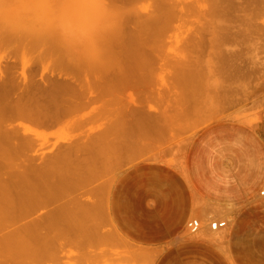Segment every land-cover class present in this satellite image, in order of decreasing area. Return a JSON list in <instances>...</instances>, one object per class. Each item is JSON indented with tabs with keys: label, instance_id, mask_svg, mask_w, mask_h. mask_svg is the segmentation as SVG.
<instances>
[{
	"label": "rangeland",
	"instance_id": "1",
	"mask_svg": "<svg viewBox=\"0 0 264 264\" xmlns=\"http://www.w3.org/2000/svg\"><path fill=\"white\" fill-rule=\"evenodd\" d=\"M228 1L231 2L230 5ZM253 1L250 0L251 3H249L247 0H224L223 3L227 2L224 5L220 0L217 5H214L217 0H118V6L126 11L122 35L126 40L124 35L132 39L133 37L129 34L137 31V35L136 33L133 35L136 37V42L139 38L140 49L134 44L135 38L131 44H134L139 51L143 48L141 46H144L145 56H141L142 59L147 58L146 63L143 60L144 68L141 67L145 71L133 72L135 75L139 74L137 75L139 79L133 77L134 79L131 78V80L128 78L130 75H127L126 80L130 81L129 83L125 81L126 84L123 82V85L120 84L122 79H119V76L112 75L121 69L120 66L118 68L108 64L107 68L100 69L102 71L99 73L93 70L89 73L90 70L85 69L86 73L83 71L84 68L67 62L54 49L42 47L39 43L30 44L7 37L0 38V80L9 83L8 85H15L14 91L7 97L10 99L8 102L15 104L12 100L20 98V91L24 87L21 85L20 88L19 85L25 84L28 89L25 87L22 89L21 98L28 95L29 97L26 98L32 96L33 99L41 100L43 96L50 95L52 99L64 101H61L58 109L68 107L65 113L60 109L61 112L56 114L57 120L55 119L48 127L28 121L21 122L22 131L27 129L30 134L36 133L42 143H47V147L43 143L44 154L34 158L36 159L34 163L30 161L31 165H37L35 169H40L46 162V165H42V170L45 166L49 167L48 161L51 163L54 160V164L55 161L60 162L63 154L65 159L68 157L67 163L75 164L74 167L78 165L79 169H83L85 159V162L93 161V155H95L93 162L97 161L96 165L93 164V167L96 166L94 168L96 173L99 174L97 178L87 185L77 189L75 187V190L57 198L52 204L33 206L31 209L33 216L28 220L35 217L34 214L44 215L51 208L70 198H78L83 192H89V194L87 193L84 199L82 197L76 199L78 201L86 199L88 204L92 201L94 203L97 197L95 189L97 187L101 189L103 182L110 186L107 187L108 210H105L106 206L104 208L106 215L105 217L92 215L88 219L85 225L86 236L79 231L62 230L66 224L60 222L56 224L58 228L51 227L49 230L42 228L39 232L41 234L39 241H26L27 248L39 250V254L42 255L38 259L34 257V261L31 259L32 256L29 259L27 257L28 260L33 261L29 262L25 259L28 264H264V179L256 192L248 198L233 204H220L203 197L195 188L192 178L195 144L204 132H212L216 140L218 138L229 140L235 152H240V158L243 156L245 147L248 153L244 155L245 157L250 155L264 159V8L262 9L264 2L263 0H255L257 3ZM252 3H256L258 7ZM220 7L225 8L223 11H227L222 13ZM252 9L256 11L255 15ZM167 20H169V27L165 26ZM148 21L150 24L148 26H152V29H155L154 32L150 27L142 25L143 22H147V25ZM161 22L164 25H159ZM141 26L147 27V30L151 29L152 34L156 33L158 37L151 36L152 34L149 36L147 33H151L148 32L150 30L147 32L143 30V35L137 30ZM164 28L166 31H163ZM156 29L163 31V36L157 33ZM152 37L157 38L153 41ZM121 39L123 40L122 37ZM140 39L144 42L142 43ZM115 49L118 51L117 47L113 48L114 54L117 52ZM153 51L156 56L152 53ZM118 52L122 54L123 48ZM115 56L116 54L113 57ZM117 56L116 59L121 58ZM229 57L231 61L228 60ZM120 61L117 60L116 64L119 62L118 65H121ZM225 61L228 65L224 68ZM106 69L112 71L111 75L106 74L107 78ZM123 72L125 73L124 70ZM149 73H152L151 76ZM134 74H131V77ZM104 75L105 78H103ZM111 76L114 78L111 79ZM116 78L120 83L115 82ZM37 82L43 85V93L42 86H39ZM29 87L32 89L30 90ZM39 88L40 91H38ZM24 89L29 90V93ZM25 107L28 111L32 108L27 104L24 109ZM140 120L143 123V126L141 125L143 129L140 128V131L141 129L144 131L137 135L139 132L137 121ZM130 124H133L132 127L137 124L138 128L134 126L137 132L131 129L136 135L130 131L128 135L123 133L127 136L125 139L122 138L125 141L123 142L120 140L122 137L120 133L130 130L128 129L131 127ZM248 133L251 137L250 145L242 142L243 136ZM97 136L102 138L97 139ZM120 141L123 145L129 144L124 146L131 149L128 148L126 151ZM95 142L104 144H93ZM15 144L17 146L18 143ZM48 145L51 146L48 147ZM92 145H97L95 149L98 147L102 151L99 150L98 153ZM98 145H104L107 150L103 149L106 152ZM4 146L5 150L8 146ZM16 148L11 147V151L12 149L16 151ZM62 148L64 150H61ZM70 148L75 149L72 152ZM118 148L124 149V154L120 150L123 155L120 151L118 153ZM21 149L18 153L16 151L19 160H15L20 167L27 166L26 163L29 162V154L25 152L27 150L22 149L24 154ZM4 150H1L2 154H5L9 147L8 150ZM52 150L57 152L55 157L59 155L58 161L55 157L53 158ZM15 151L7 153L14 154ZM51 151L53 155H50V160V156H47ZM103 151L104 157L100 154ZM94 152L100 154L102 160ZM21 154L28 156V159H24ZM4 156L6 158V155ZM42 157L44 159H41ZM64 158L61 161H64ZM0 160L3 159L0 158ZM6 160L5 163H7ZM198 161L201 162L200 159ZM5 163L1 167L4 168ZM10 165L8 164L9 167L6 168L13 169ZM20 167L18 172L24 168ZM3 168L0 169L1 173L6 169ZM28 168L25 172L23 170V176L31 177L27 175ZM12 169L8 171L13 174H6L8 173L6 169V173L4 171L1 177L9 176L10 178H5L10 179L9 181H12L13 176L15 179L18 178L17 173L15 176V171L12 172L17 171L16 167ZM30 169L32 170L33 166ZM23 172L21 170L19 174L22 175ZM8 186L12 187V183ZM100 196L103 198V195ZM99 198L98 202L102 199ZM87 201H85L86 204ZM77 208L73 206L74 212ZM198 213L200 217H197ZM92 225H97V228L101 229L94 233L91 231ZM11 228L8 231H11ZM48 240H51L52 245L51 242L46 243ZM44 246L47 247L46 250H43ZM131 248L136 252L139 251L138 249L140 252L143 250L145 254L147 253V257L143 252L144 256L140 257L144 259L131 257ZM20 250L15 248L9 252L4 250L7 253V255L4 253L6 255L4 257L7 259L5 260L2 254L0 257L2 256L6 262H2V257L1 262L3 264L24 262V254H20ZM15 251H19V255Z\"/></svg>",
	"mask_w": 264,
	"mask_h": 264
},
{
	"label": "bare ground",
	"instance_id": "2",
	"mask_svg": "<svg viewBox=\"0 0 264 264\" xmlns=\"http://www.w3.org/2000/svg\"><path fill=\"white\" fill-rule=\"evenodd\" d=\"M214 1V0H213ZM222 1V4H226V3H223L224 2V0H221ZM226 1V0H225ZM246 1V0H245ZM247 1H249V3H251L250 2V0H247ZM255 1V0H254ZM253 1V2H254ZM218 2H220V0H217V2L215 3L214 2V5H217V3ZM256 3H257V1H255ZM259 2H261V1H259ZM263 2H264V0H263ZM230 3L231 2H229L228 1V4L230 5ZM255 3V4H256ZM227 4V6L228 7H230L229 5ZM254 6H257L258 7V5H255L254 3H252ZM260 4V7H261V3H259ZM263 4V3H262ZM158 6V5H157ZM263 6V5H262ZM219 7V6H218ZM227 7V8H228ZM264 8V6L262 7V9ZM220 9H221V11H222V13L223 12H225V11H227V10H224L223 11V9H225V8H222V7H220ZM220 9H219V11H220ZM212 10V9H211ZM218 10V9H217ZM254 10H255V8H254ZM259 10L261 11V9L259 8ZM264 10V9H263ZM218 11V12H219ZM252 11H253V9H252ZM173 12V11H172ZM229 12V11H228ZM254 12H256V11H253V13ZM220 13V12H219ZM221 13V14H222ZM170 14V12L168 13V15ZM257 14H260V13H257ZM223 15V14H222ZM228 15V14H227ZM254 15H255V13H254ZM224 16V15H223ZM225 16H226V13H225ZM141 17V16H140ZM139 17V18H140ZM167 17V16H166ZM162 18V17H161ZM169 19H170V17H168ZM137 19H138V17H137ZM162 19H164V18H162ZM171 19H172V15H171ZM159 21V20H158ZM165 21H166V18H165ZM168 22H166V24H165V26H168V23H169V20H167ZM171 21V20H170ZM139 23V22H138ZM146 23L147 22H143V26L145 27V26H148V25H150L149 24V21H148V24L146 25ZM165 23V22H164ZM152 25H154V23H151ZM155 24H157L156 22H155ZM162 22H161V24L159 23V25H161L162 26ZM159 25H157L158 26V29H160L159 28ZM164 25V24H163ZM143 26H141L139 29H137L138 31H140V33L142 32L143 33V35H144V32H143V30L145 31L146 30V32L148 31V30H150V31H148V32H151V33H147L149 36L152 34V31H151V29H152V26H148V28L150 27L151 29H148L147 30V27L146 28H144ZM157 26H155V27H157ZM154 27V28H155ZM169 27V26H168ZM168 27H166L167 29H168ZM162 29H163V27H161ZM166 28H164V30L163 31H166ZM141 29V30H140ZM247 29V28H246ZM128 30V29H127ZM153 30V32L155 31V29H152ZM169 30V29H168ZM156 31H157V29H156ZM161 31V30H160ZM157 31V33L159 32V33H161V35L163 36V34H162V32L163 31ZM145 32V33H146ZM136 33V34H135ZM135 33H132V34H129L131 37H133V38H135L134 40H135V42H136V37H134L135 35H137V31L135 32ZM139 33V32H138ZM243 33V32H242ZM133 34H135V35H133ZM147 34L144 36L145 37V42H146V39H147ZM154 34V35H153ZM151 36H155V35H157V37H158V34H156V33H153ZM133 35V36H132ZM160 35V34H159ZM124 36H126V38H127V40L126 39H124L125 37H123V35H122V33H121V36H120V38L122 37L123 38V42L120 40V38H119V43L117 42L116 44H118L117 46H116V44H115V47H113V48H116L117 47V49H118V51L121 49V48H123V52H122V54H121V52H118L116 49H115V54H116V56L117 55H119L120 54V56H117L118 58H120V59H116V56L115 57H113L115 54H114V52H112L113 53V55H112V58H113V60L112 61H110V63H109V65H111V66H120V73L118 74V72L119 71H117V72H115L116 74H113L112 73V71H108L107 69H106V71H108L107 73L105 72V75L106 74H108V73H110V75H111V73H112V75H114V76H119L118 78L119 79H124V81H122V80H120L121 81V83H120V81H119V79L118 78H116V80H115V82L116 83H120V84H122L123 85V82H127V83H129V81L130 80H126V79H134L135 77V79H137V77H139V76H137V75H139L138 73H136L137 75H135L133 72H143V71H145V69L143 70V68H144V63H146L147 61V58H143L142 59V56L144 57L145 56V54H144V46H141V47H143V48H141V50L139 51L138 49H140V47H139V43H138V41H139V38H138V40H137V42L136 43H134V44H136L137 45V47H139L138 49H136V46L134 45V44H131V41H133V38L131 39V38H129V37H127V35H124ZM139 36H141L140 34H139ZM138 36V37H139ZM143 37V38H144ZM157 37H152L153 38V41H154V38H157ZM4 38H6V37H4ZM129 38V39H128ZM141 38V37H140ZM150 37H148V39H149ZM141 41H142V43L144 42L142 39H140ZM125 41V42H124ZM127 41V42H126ZM149 41V40H148ZM150 41H151V38H150ZM163 41V40H162ZM31 44V43H30ZM131 44V45H130ZM146 44V43H145ZM134 45V46H133ZM144 45V44H143ZM5 46V45H4ZM29 46V45H28ZM31 46V45H30ZM120 46H121V48H120ZM124 46V47H123ZM120 48V49H119ZM122 51V50H121ZM118 53V54H117ZM141 53V54H140ZM148 53V52H147ZM155 56H156V54L154 53V51L152 52ZM219 53V52H218ZM144 54V55H143ZM142 55V56H141ZM151 55V54H150ZM219 55L220 56H222L220 53H219ZM229 55V54H228ZM123 56V57H122ZM147 56V55H146ZM230 56V55H229ZM147 57H149V56H147ZM152 57V56H151ZM219 57V56H218ZM226 57V56H225ZM115 58V59H114ZM223 58V57H222ZM227 58V57H226ZM226 58H225V60H226ZM123 59V60H122ZM220 59H221V57H220ZM117 60H121L120 62V64L121 65H118L119 64V62H118V64H116L117 62ZM143 60H144V63H143ZM148 60H150L149 58H148ZM153 60H154V58H153ZM152 60V61H153ZM224 60V59H223ZM229 61H231V58L229 57V59H228ZM228 60H227V62H228ZM123 61H124V64H123ZM146 61V62H145ZM66 63V62H65ZM225 64H223L224 65V68H225V65H228L227 63H226V61L224 62ZM230 63V62H229ZM149 64V63H148ZM147 64V65H148ZM153 64V63H152ZM220 64V63H219ZM122 65H124L123 66V68L121 67ZM143 66V68L141 69V67ZM152 66V65H151ZM193 66V65H192ZM191 66V67H192ZM222 66V65H221ZM147 66H146V64H145V68H146ZM149 67V66H148ZM219 67H220V65H219ZM107 68V67H106ZM119 68V67H118ZM189 68V67H188ZM199 68V67H198ZM223 68V67H222ZM222 68H221V70H222ZM104 70H105V68H103ZM102 69V70H103ZM108 69L110 70V68L108 67ZM139 69V70H138ZM152 69V68H151ZM102 70H100V69H98V70H93V71H98V73L100 72V71H102ZM123 70L125 71V73L123 72ZM138 70V71H137ZM143 70V71H142ZM195 70V69H194ZM196 70H198V69H196ZM83 71H85V69L83 70ZM89 71V70H88ZM92 71V72H93ZM149 71H150V69H149ZM152 71V70H151ZM86 73H87V71H85ZM84 72V73H85ZM104 72V71H103ZM124 74H123V73ZM203 72H205L204 70H203ZM89 73H91V71L89 72ZM96 73V72H95ZM102 73V72H101ZM181 73V72H180ZM187 73H188V71H187ZM189 73H191L190 72V70H189ZM194 73H195V71H194ZM197 73H199V71L197 72ZM200 73H201V71H200ZM104 74V73H103ZM102 74V75H103ZM120 74H122L121 76H120ZM126 74V75H125ZM131 74H134L132 77H131ZM143 74V73H142ZM150 74V76H151V74L152 73H149ZM202 74V73H201ZM95 75V74H94ZM105 75L103 76V78H105ZM109 75V74H108ZM108 75H106V78H107V76ZM127 75H130V76H128V78H127ZM198 75V74H197ZM114 76H111L112 78L111 79H113L114 78ZM147 76V75H146ZM187 76H192V75H187ZM11 77V76H10ZM134 77V78H133ZM141 77V76H140ZM143 77H145V76H143ZM199 78H200V76H198ZM12 78V77H11ZM110 78V77H109ZM146 78V77H145ZM181 78V77H180ZM197 78V77H196ZM110 79V80H111ZM117 79H118V82H117ZM131 79V80H132ZM139 79V78H138ZM137 79V80H138ZM144 79V78H143ZM142 79V80H143ZM147 79V78H146ZM191 79V78H190ZM203 79V78H202ZM140 80H141V78H140ZM183 80H185V79H183ZM189 80V79H188ZM195 80V79H194ZM199 80V79H198ZM2 80H0V145L1 146H3V147H1L0 146V148H1V150H4L3 148L5 147L4 145H6V146H8L9 147V150H8V147H6L5 148V150L7 149L8 151H5V154H2V151L0 152V158L1 159H3V160H0L1 162H0V169L2 170V168L3 167H1V165H4V163H5V160L7 159L8 160V157H10L9 159L11 160H6V162L10 165H12L13 163V165H12V167H13V169H15V167H16V169H17V171L16 170H13L12 168H6L7 166H8V164L7 163H5L6 165H5V167L4 168H6L7 169V172L8 173H6V169L5 170H3L2 171V173L0 172V250H2V251H0V255H2L3 254V257L4 256H6L7 255V251L6 250H8V252L9 251H13V249L15 248V250L16 249H19L20 250V248H21V250H20V254H24L23 256L24 257H26V258H24L23 257V259L25 260V259H27V257H28V259L29 258H31V256H32V260L34 261V257H37V259L40 257V256H42L41 254H39V250H34V249H32V248H27L26 247V241H29V240H31V241H39V239H40V229H42V228H45L46 230L48 229L49 230V228H53L54 229V227H57L58 228V226L56 225L57 223H65L66 224V226L65 227H63V229L62 230H65L66 232H70V231H74V232H76V231H79V232H81V233H83L85 236H86V234H87V232H85L86 231V228H85V225L87 224V222H88V219L92 216V215H101L100 217H105V212H104V208H105V206H106V209L105 210H108L107 208H108V206H107V204L109 203L108 202V198L109 197H107V192H108V189H107V187H110V186H108L106 183H102L103 185H99L98 184V186H100L101 187V189L99 188V187H97V189H95V190H97V192H95V193H97V195H95V196H99V197H101L102 198V196H100V195H103V198L100 200V202H98L99 201V197L97 198L96 197V200L94 199V203H93V201H92V203L90 202V204H88V201L85 199V200H83L84 199V197L85 196H87L86 194L88 193L89 194V192H83V194L82 195H79V197L77 198V199H79L80 197H82L83 199V201L82 200H77L75 197L73 198V199H69L68 201H66V202H64V203H62V204H60V205H57V206H55V207H53V208H51L48 212H46L44 215H37V214H34V216L36 217H33V218H31L30 220H28V218H30V217H32L33 216V212H32V207L33 206H37V205H42V206H45V205H49V204H52L53 203V201H55L57 198H61V197H63L64 195H68L67 193H69V191H71V190H73L75 187V189H77L78 187H80V186H82V185H87V183L89 184L91 181H93L95 178H97L98 177V173H96L97 171L94 169L96 166H94L93 167V164L94 165H96L95 163L97 162H93L94 161V157H95V155H93V161H91V162H88V160H87V162H85L86 161V159L84 160V166H83V169H79V168H77L78 167V165L77 166H73V165H75V164H73V165H71V164H69V163H67L66 162V159L68 158V157H66V159L64 158V155L65 154H63V157H62V152H60V157H62L61 159H60V162H58V163H56V161H55V164L53 163L54 162V160H52L53 162H51V163H53V165H51V163H50V161H48V163H47V166H49V167H43V169L41 170V167H42V165H46V162H45V164H42L41 165V167H40V169H35V167L37 166H34V165H31V162H33V161H35L36 159H34V158H36V157H39V156H41V155H43L44 154V149H45V147L43 146L44 144L43 143H45V146H46V142H41L40 141V139H39V135L38 134H36V133H34V134H32V132H31V134H30V132H27V129L26 130H24V131H22L21 129V122L23 121H28V122H30V123H35L36 125H41V126H47L48 127V125H51L52 123H53V121L56 119V117H57V113H59V112H61V111H59L60 109H62V112L63 113H65V112H67L68 111V107L67 106H65V107H61L60 109H58L57 107L61 104V101H63V100H61V99H52V98H50V95H45V96H43L44 98L42 99L41 97V100L38 98V100L35 98V99H33L32 98V96L30 97V98H26L28 95H26V97H24L25 98V100H24V98L22 97L21 98V96H23V94L21 93L23 90V88L25 87L26 88V86L27 85H25V84H20L19 86H20V88H21V85H22V89H21V91H20V98H18V97H16V98H18L17 100L16 99H13L12 100V102H15V104L14 103H12V104H10L9 102H8V100H10V99H8L7 97L9 96V94H10V92H12V91H14V89H13V87L15 86H13V85H8L9 83H4L3 81L1 82ZM9 81H11V80H9ZM18 81V80H17ZM29 82H31L30 80H28ZM105 81V80H104ZM144 81V80H143ZM190 81V80H189ZM33 82V81H32ZM35 82V81H34ZM126 82H125V84H126ZM186 82V81H185ZM20 83H23V82H20ZM25 83H26V81H25ZM38 84H40L39 82H37ZM51 83V82H50ZM63 83V82H62ZM187 83H189V82H187ZM192 83H193V81H192ZM38 84H37V86H38ZM59 84V83H58ZM196 84V83H195ZM55 85V84H54ZM53 85V86H54ZM63 85H64V83H63ZM18 86V85H17ZM33 86V85H32ZM39 86H42L41 87V92H42V89L44 90V87H43V85L42 84H40ZM35 87V86H34ZM64 87H65V85H64ZM124 87H126V85L124 86ZM37 88V87H36ZM69 88L71 89V87L69 86ZM13 89V90H12ZM19 89V88H18ZM26 89H28V88H26ZM26 89H24V91H27ZM29 89H30V87H29ZM32 89V88H31ZM30 89V90H31ZM35 89V88H34ZM50 89V88H49ZM49 89H48V91H49ZM51 90H53V89H51ZM67 90H68V88H67ZM16 91V90H15ZM19 91V90H18ZM38 91H40V88H39V90ZM45 91H46V93H47V90L45 89ZM57 91V90H56ZM64 91V90H63ZM72 91V90H71ZM53 92V91H52ZM60 92H61V90H60ZM24 93V92H23ZM27 93H29V90L27 91ZM43 93V92H42ZM41 93V94H42ZM51 93V92H50ZM34 94V93H33ZM45 94V93H44ZM44 94H42V95H44ZM47 94H49V93H47ZM25 95V94H24ZM36 95V94H35ZM37 95H39L40 96V94H37ZM59 95V94H58ZM39 96H37V97H39ZM15 96L13 95V98H14ZM29 97V96H28ZM52 97V96H51ZM10 98V97H9ZM59 98V97H58ZM65 99V98H64ZM71 100V99H70ZM23 101H25V103L23 102ZM67 101H68V99H67ZM64 102V101H63ZM26 104L28 105V107L29 106H31L32 108H31V110H27L28 108L27 107H25V109H24V106H26ZM64 104V103H63ZM71 104V103H70ZM66 105V104H65ZM70 110V109H69ZM55 115V116H54ZM145 115V114H144ZM143 115V116H144ZM121 116V115H120ZM136 116V115H135ZM118 117V116H117ZM139 117V116H138ZM149 117V116H148ZM113 118H114V116H113ZM146 118V117H145ZM112 119V118H111ZM141 119V118H140ZM148 119V118H147ZM57 120V119H56ZM144 120V119H143ZM159 120V119H158ZM61 121V120H60ZM114 121H116V120H114ZM134 121V120H133ZM133 121H132V123H133ZM136 121V120H135ZM24 122V123H25ZM27 122V123H28ZM142 123V121L140 120V121H137V123H138V126H139V130H137L136 128H138L137 127V124L135 125L134 124V126L136 127H134L135 129H133V127H132V125H131V127L129 128L128 127V129H130V130H124V132L122 131L121 133H120V135L122 136L121 138H120V140H122L123 141V139L122 138H124L125 139V136L126 135H124L123 133H127V135H128V131H130L132 134L134 133L135 134V132H137V131H139V132H137V135H139L142 131H144V130H142L143 129V123L142 124H139V123ZM144 123H146V121L144 120L143 121ZM23 123V124H24ZM55 123V122H54ZM118 123V122H117ZM123 124V123H122ZM126 125H127V123H125ZM142 125V126H141ZM40 126V127H41ZM145 126V125H144ZM121 127V126H120ZM21 128V129H20ZM110 128H111V126H110ZM125 128V127H124ZM127 128V127H126ZM140 128H142L141 129V131H140ZM148 128V127H147ZM137 130V131H133L132 132V130ZM19 131H22V132H19ZM111 131V130H110ZM113 132V131H112ZM119 132V131H118ZM116 133V132H115ZM99 135V134H98ZM120 135H119V137H120ZM136 135V134H135ZM101 137V136H100ZM99 136H97V139L98 138H100ZM109 137V136H108ZM117 137V136H116ZM118 137V138H119ZM127 137V136H126ZM102 138V137H101ZM42 140V139H41ZM92 140H93V138H92ZM95 141H98V140H96L95 139ZM100 141H101V139H100ZM103 141V140H102ZM113 141H114V139H113ZM122 141H120V144H122V146H123V148H125V150L126 149H128V148H130V147H128V148H126L125 146L127 145V146H129V144H127L126 143V145H125V143H124V145H123V143H121ZM126 141H127V139H126ZM13 142V143H12ZM18 143L17 144V146H15L16 144L15 143ZM110 142V141H109ZM123 142H125V141H123ZM101 142H95V143H93V144H100ZM103 143V142H102ZM101 143V144H102ZM113 143H115V142H113ZM132 143V142H131ZM3 144V145H2ZM13 144V146H11ZM15 144V145H14ZM90 144H92V142H90ZM104 144V143H103ZM110 144H111V142H110ZM52 145V144H51ZM50 145V146H51ZM67 145V144H66ZM73 144H71V146H72ZM107 145V144H106ZM114 145V144H113ZM112 145V146H113ZM116 145H117V143H116ZM115 145V146H116ZM49 145H48V147H50ZM64 146V145H63ZM74 146H76L75 144H74ZM91 146V145H90ZM94 145H92V147H93ZM97 146V145H96ZM96 146H94V148L93 149H95V147ZM99 146V148H101L102 147V149L104 148V149H106V147H104V145L103 146H100V145H98ZM109 146V145H108ZM117 146H119V145H117ZM121 145H120V148L122 147ZM131 146V145H130ZM11 147H17L18 148V150H17V148H16V151H17V153L19 152V150L22 148V149H25V150H27V151H25L26 153L28 152V154H29V159L27 158V157H25V156H23L25 153H24V150H22L23 151V153L24 154H21L22 155V157L24 158V159H28V161H26V162H28V163H26V164H28L27 166H24V165H22L21 167H29L28 168V173H27V175H30L31 177H29V176H23L24 175V172L25 171H27V168L26 169H24V168H22L21 170H22V172H23V170H24V172H23V174L21 175V174H19V172L21 171V170H19V172H18V169H19V167H20V165L18 166V163H17V161H16V163H17V165L15 166V160H19V158H18V154L16 153V151L15 150H13L12 149V151H11ZM20 147V148H19ZM47 147V146H46ZM66 147V146H65ZM54 148V147H53ZM61 148V147H60ZM68 148H69V146H68ZM67 148V149H68ZM72 148H73V146H72ZM91 147H89V149H90ZM113 148H114V146H113ZM122 148V152H123V149ZM48 149V148H47ZM75 149V148H74ZM74 149H72L71 150V148H70V151H72L73 152V150ZM79 149V148H78ZM89 149H88V151H89ZM97 149V150H96ZM95 150L99 153V150L100 149H98V147L96 148ZM103 149V150H104ZM131 149V148H130ZM61 150H64L63 148L61 149ZM66 150V149H65ZM90 150H92V149H90ZM94 150V151H95ZM107 150V149H106ZM111 150V149H110ZM119 148H118V153H119ZM4 151H3V153H4ZM15 151V153L14 154H8L9 152H14ZM46 151V150H45ZM53 151V150H52ZM52 151L48 154V156L47 157H49L51 154H52ZM54 151H55V148H54ZM53 151V153H54V155H53V158L55 157V155H57L55 152ZM60 151V150H59ZM69 151V150H68ZM68 151H65V152H67L68 154H69V152ZM100 151H102V150H100ZM105 151V150H104ZM104 151L103 152H101L100 154H101V156H103V155H105L104 154ZM114 151V150H113ZM120 151V153L122 154V152ZM127 151V150H126ZM8 152V153H7ZM21 152V151H20ZM64 152V151H63ZM89 152H91V151H89ZM106 152V151H105ZM110 152V151H109ZM125 152V151H124ZM124 152H123V154H124ZM22 153V152H21ZM59 153V152H58ZM95 153V152H94ZM75 154V153H74ZM96 154V153H95ZM100 154H96V156H98L101 160H102V158H101V156H99ZM121 154L120 155H118L119 157L121 156ZM122 154V155H123ZM3 155V156H2ZM4 155H6V158H5V156ZM9 155V156H8ZM10 155H13L15 158H16V156H17V159H15V158H13V156H10ZM33 155V156H32ZM67 155V154H66ZM86 155H88V153L86 154ZM113 155V154H112ZM59 156V155H58ZM58 156H56L55 157V159L57 160L59 157ZM74 156V155H73ZM89 156H91V155H89ZM117 156V157H118ZM5 158V160H4V158ZM12 157V158H11ZM21 156H20V158H22ZM30 157H33V158H30ZM76 157V156H75ZM78 157V156H77ZM88 157V156H87ZM104 157V156H103ZM108 157H110V156H108ZM22 158V159H23ZM46 158V157H45ZM65 159L64 161H61L62 159ZM85 158V157H84ZM83 158V159H84ZM90 158V159H91ZM124 158V157H123ZM122 158V159H123ZM41 159H44V157H42ZM49 159V158H48ZM79 159H80V157H79ZM89 159V158H88ZM89 159V160H90ZM98 159V158H97ZM104 159V158H103ZM112 159V158H111ZM12 160H14L13 162H12ZM50 160H51V156H50ZM76 160V159H75ZM100 160V161H101ZM20 161H21V159H20ZM25 161V160H24ZM31 161V162H30ZM58 161V160H57ZM68 162H70V160H67ZM76 161H78V160H76ZM107 161V160H106ZM105 161V162H106ZM110 161V160H109ZM113 161V160H112ZM4 162V163H3ZM10 162V163H9ZM12 162V163H11ZM23 162V161H22ZM81 162V161H80ZM83 162V161H82ZM93 162V163H92ZM99 162V161H98ZM30 163V164H29ZM34 163V162H33ZM71 163V162H70ZM104 163V162H103ZM23 164V163H22ZM11 165H10V167H11ZM102 165H104V164H102ZM109 165V164H108ZM18 166V167H17ZM33 166V169L31 170L30 168ZM81 166V165H80ZM81 166V167H82ZM9 167V166H8ZM20 167V168H21ZM98 167V166H97ZM104 168H105V166H103ZM102 167V168H103ZM3 168V169H4ZM38 168H39V166H38ZM109 168V167H108ZM11 169L13 170L12 172H14V174H15V176H16V173H17V177L18 178H14V176L13 177H11L12 179V181L13 180H15V181H9L8 179H5L7 176H5L6 174H8V175H11V174H13V173H11V172H9L8 170H10L11 171ZM29 169H30V171H29ZM101 170V169H100ZM5 171V172H4ZM32 171V172H31ZM3 172L4 173H6V174H4V176H5V178L3 177H1V175L3 174ZM29 172H30V174H29ZM99 172V171H98ZM9 173H11V174H9ZM25 173V174H26ZM19 175V176H18ZM9 177V176H8ZM7 177V178H8ZM10 178V177H9ZM105 178V177H104ZM98 180V179H97ZM9 182V183H8ZM12 183V187L11 186H8V185H11V183ZM108 182V181H107ZM8 183V184H7ZM110 185V184H109ZM11 187V188H10ZM12 188H15V189H12ZM84 188V187H83ZM74 189V190H75ZM89 189V188H88ZM87 190V189H86ZM85 190V191H86ZM95 190H93V192L95 191ZM88 191V190H87ZM99 192V193H98ZM95 193H92V194H95ZM195 200V199H194ZM81 201V202H80ZM85 201H87V204H86V202ZM96 202V203H95ZM195 202H196V200H195ZM196 204H197V202H196ZM195 205V204H194ZM73 206H77L78 208H77V210H76V212H74V210H73ZM192 207H193V205H192ZM199 207V206H198ZM197 208V207H196ZM200 208H201V206H200ZM199 208V209H200ZM196 211H197V209H195ZM104 212V213H103ZM107 212V211H106ZM192 212V211H191ZM107 215H109V214H107ZM191 216V215H190ZM195 216V215H194ZM197 217H200V214L198 213V216ZM28 220V221H27ZM193 220V219H192ZM191 220V221H192ZM10 227H12L10 230L11 231H8V229L10 228ZM98 226L97 225H92V232H94V233H97V230H100V229H98L97 228ZM61 228V227H60ZM51 230V229H50ZM46 233V232H45ZM109 235V234H108ZM108 237V236H107ZM50 239H53V238H50ZM45 242V241H44ZM43 242V243H44ZM51 242V240H48V242H46V243H50ZM39 243V242H38ZM51 245H52V242L50 243ZM44 245H45V243H44ZM49 247H50V245H48ZM9 248H11V250H9ZM46 248L47 247H45L44 246V249L43 250H46ZM128 248V247H127ZM6 251H4V250ZM132 249V248H131ZM130 249V250H131ZM221 249H222V247H221ZM139 250V251H138ZM137 251L138 252H136V250L134 251L133 249L130 251V255H131V257H133V258H135V259H139V257L140 256H144V254H145V252L142 250L141 252H140V249H138ZM146 251V250H145ZM2 252V253H1ZM16 253H17V255H19L18 254V252L19 251H15ZM144 254H143V253ZM147 252V251H146ZM4 253H6V255H4ZM143 255H142V254ZM149 254V253H148ZM27 255H29V256H27ZM146 256L145 257H147V253L145 254ZM21 256V258H22V255H20ZM2 257V256H1ZM1 257H0V263L1 264H3V263H5L6 261H4V259L6 260L7 259V257L5 258L4 257V259H3V257H2V262H1ZM12 257V256H11ZM19 257V256H18ZM130 258V257H129ZM141 259H144L143 257H140ZM19 259V258H18ZM27 259V260H28ZM140 259V260H141ZM227 259H228V257H227ZM13 260H15V259H13ZM29 262L31 261V260H28ZM33 261H31V262H33ZM10 262V261H9ZM17 262V261H16ZM15 262V264H22V263H25V264H28V262L25 260L24 262L23 261H20V262H22V263H16ZM29 264H31V263H29ZM230 264H234V263H230Z\"/></svg>",
	"mask_w": 264,
	"mask_h": 264
},
{
	"label": "clouds",
	"instance_id": "3",
	"mask_svg": "<svg viewBox=\"0 0 264 264\" xmlns=\"http://www.w3.org/2000/svg\"><path fill=\"white\" fill-rule=\"evenodd\" d=\"M125 18L118 0H0V38L39 43L91 71L111 61Z\"/></svg>",
	"mask_w": 264,
	"mask_h": 264
},
{
	"label": "crops",
	"instance_id": "4",
	"mask_svg": "<svg viewBox=\"0 0 264 264\" xmlns=\"http://www.w3.org/2000/svg\"><path fill=\"white\" fill-rule=\"evenodd\" d=\"M242 142L250 145L249 133L243 136ZM195 147L194 186L213 202L233 204L244 200L256 192L264 179V159L245 157V147L240 158V152H235L229 140H216L209 131L202 133Z\"/></svg>",
	"mask_w": 264,
	"mask_h": 264
}]
</instances>
